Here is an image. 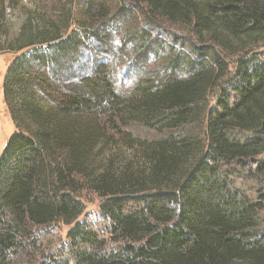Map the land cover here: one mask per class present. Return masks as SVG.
I'll use <instances>...</instances> for the list:
<instances>
[{
    "label": "trees",
    "instance_id": "obj_1",
    "mask_svg": "<svg viewBox=\"0 0 264 264\" xmlns=\"http://www.w3.org/2000/svg\"><path fill=\"white\" fill-rule=\"evenodd\" d=\"M81 1L93 25L62 36L69 9L57 22L31 10L13 33L17 0H0V52L29 51L8 61L1 83L14 130L0 152V264H19L22 238L59 223V253L33 264H264V193L240 189L232 166L264 170V53L248 55L264 44V0H130L147 29L164 22L195 37L194 55L176 53L163 72L146 68L161 44L150 34L131 35L138 55L128 59L112 44L110 26L131 7L108 16L104 0ZM215 48L234 58L209 106L226 68ZM129 59L135 81L123 88L116 70ZM201 117L203 139L173 133ZM130 125L167 134L140 139L123 132ZM109 127L134 147L121 167L100 158L116 142ZM87 190L99 198L95 223L80 219Z\"/></svg>",
    "mask_w": 264,
    "mask_h": 264
},
{
    "label": "rangeland",
    "instance_id": "obj_2",
    "mask_svg": "<svg viewBox=\"0 0 264 264\" xmlns=\"http://www.w3.org/2000/svg\"><path fill=\"white\" fill-rule=\"evenodd\" d=\"M104 1L108 3L107 5H111L108 16L113 15V6L115 7L114 11L117 9L119 4L131 7V10H129L130 18L124 22L123 26H119L118 23L110 26L113 33L111 38L112 44L117 46L118 54L121 53V55H123V60L125 57H127L126 59L130 58L128 55H138V53H135L132 50L135 42L133 41L134 37H131V35L134 33H138L139 35L143 34L146 36L147 34H150V36L156 41H154V44L161 43L158 47H153V52L149 54L146 52V55H154L152 57L148 56L146 59V68L149 70V72H163L164 69H166V63H168L169 59H171L178 52L179 54L186 55L187 57L194 55L192 46L197 42L189 29L164 22H155L152 24L151 29H147V21L142 19L143 11H145L143 7H140L139 5L137 6L136 4L135 6L129 4L132 3L130 0ZM67 9H69V14H67L66 22L62 27H60L62 36L69 34L72 30L78 34L85 35V32L87 33V29L89 28L88 25H93L95 20L94 18L92 20H88L86 16L82 15L83 12L87 11L85 9V4L81 0H62V2L59 3L58 0H17L14 8L9 11V14H7V27L10 28L13 33H15V30H17V26L23 20L25 13H30L31 10L39 15L43 13L48 19L57 22L59 20L60 14L65 12ZM103 9H105V7ZM114 19H116V17ZM82 20L85 22L81 23ZM143 24H146V28L142 26ZM9 35L10 32L8 31V36ZM120 47L122 48V51L119 50ZM156 49L158 50L156 51ZM215 51L220 53L221 60L224 62L226 68L223 73L219 74V80L207 97L206 102L209 106H213L215 104L217 97H219L222 93L223 87H227L228 81L232 76L231 66L233 64L234 58L229 53H221L217 48H215ZM248 51V55H263L264 44L261 46L252 47ZM27 52L29 51H22L21 53L17 54H12L7 51L0 52V152L2 151L7 137L14 130V125L12 124L7 108L2 99V77L4 75L8 61H10L15 55H23ZM129 62H131V59L122 62L116 70L123 88L132 86L135 81V76L132 72L128 71L127 68ZM184 74L185 73H183L182 76H184ZM202 117L197 121L181 126L173 133L176 136L190 135L203 139L205 136V117L203 118L204 122H202ZM162 128L163 127L160 126H145L141 128L137 125H130L122 129L124 130L123 132L130 131L131 134L137 138L142 139V137H145V140H150L166 135L167 131H163ZM108 132L113 136V140L116 142L109 145L106 149L107 156L103 155V153H100V158H103L104 156V160H106L114 155L113 157H115L116 163L121 167L123 161H128L129 159L133 158L132 152L134 151V147L124 144L121 141L122 134H120V132H116L115 128H110ZM234 133L238 138H245L242 136L244 134L241 135L240 133ZM260 157H264V155L258 156V158ZM232 166H234L233 169L235 171L233 175V181L240 189L244 190L253 198L258 197L260 193H264V170L256 168L251 163L244 166L238 164H234ZM83 200L85 211L83 213V217H80V219L87 218L89 221H92V223H95L98 219V196L94 192L87 190L84 193ZM262 217L264 218V211ZM99 225V230L104 227L102 221H99L98 226ZM65 231L66 226L60 223L52 225L46 230L33 229L30 237L22 238V244L19 248V252H17L18 257H16V263H39L42 260H47L49 256L57 255L60 251V246L62 240L64 239ZM104 235L107 237V233ZM110 248L119 249V245L110 241L108 242L107 249Z\"/></svg>",
    "mask_w": 264,
    "mask_h": 264
}]
</instances>
